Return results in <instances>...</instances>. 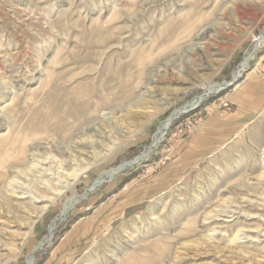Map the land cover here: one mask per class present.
Instances as JSON below:
<instances>
[{
  "label": "rangeland",
  "instance_id": "obj_1",
  "mask_svg": "<svg viewBox=\"0 0 264 264\" xmlns=\"http://www.w3.org/2000/svg\"><path fill=\"white\" fill-rule=\"evenodd\" d=\"M262 34L264 0H0V264H264ZM35 149L52 202L9 195Z\"/></svg>",
  "mask_w": 264,
  "mask_h": 264
},
{
  "label": "bare ground",
  "instance_id": "obj_2",
  "mask_svg": "<svg viewBox=\"0 0 264 264\" xmlns=\"http://www.w3.org/2000/svg\"><path fill=\"white\" fill-rule=\"evenodd\" d=\"M255 40V39H254ZM264 41V34H262L258 39H256V43H257V45H260V43H262ZM249 59V56L248 57H246L245 58V60L242 62V64H241V68L245 65V62L247 61ZM210 84V83H209ZM213 84V83H212ZM213 87V86H212ZM214 87H215V85H214ZM207 90V89H206ZM104 114L106 115V113H102V115L104 116ZM104 119H108V117H103ZM81 143H83L82 141H81V139H73V140H71V143L70 144H72V145H78V144H81ZM72 147L73 146H71V149H72ZM36 150V149H35ZM69 150V149H68ZM69 151H73V150H69ZM74 152V151H73ZM84 154V153H83ZM30 155H32L33 156V158H32V160H34V162H35V164H31L30 165V169H32V171L34 170L35 171V175H36V172L38 173L36 176L35 175H32V174H30V176H31V178H26L25 177V172H27V169H22V170H17V172L18 173H20V174H18V175H21L20 176V178L21 179H19V181L20 180H23V181H21V182H19V181H17V180H15V181H13L12 183H9V184H11V186H10V191H11V193L9 194L11 197H13L14 199H17V200H22L23 201V199H30V201H32V202H39L38 200H46V201H49V202H52L53 200H51V199H53L54 197H52L51 199H45L44 197H43V195H41V194H39V192H38V194H37V187L36 186H34L33 184L31 185V183H30V181H31V179L33 180V181H35V184H36V182H38L39 183V181H40V179H43L42 177H49L50 175H56V176H60V175H64L65 173H63L62 172V170H60V168H63L62 167V165L64 164V162H65V160L64 159H56L55 157H52L51 155H40L39 154V152L37 153V150H36V153H30ZM70 155H71V158H74V161H77L78 160V157L75 155V154H72V152H70ZM69 155V156H70ZM31 156V157H32ZM69 158V157H68ZM81 159V158H80ZM142 160V156H137V157H135L133 160H131V161H128V162H125V163H122L119 167H117V168H114V169H111V170H109V171H105V172H103V173H101L100 174V177L95 181V185H98V184H100L102 181H103V178L105 177V176H111L112 174H116L118 171H120V170H122L124 167H126V166H129V165H132V164H134V163H138V162H140ZM37 163V164H36ZM67 164V163H66ZM56 165H58V167H56ZM59 166H61V167H59ZM79 166V165H78ZM54 167H56L55 169H54ZM84 168V167H83ZM82 170V169H81ZM80 171V170H79ZM84 171V170H83ZM82 171V172H83ZM27 174H29L28 172H27ZM73 174V175H72ZM71 175H69V176H71V177H69V178H74L75 176L77 177V175L79 174V173H72ZM17 175V174H16ZM23 175V176H22ZM66 175H68V174H66ZM37 178H39V181H38V179ZM30 179V180H29ZM257 179V178H256ZM14 180V179H13ZM45 180V179H44ZM43 180V181H44ZM27 181V183H24V182H26ZM45 182V181H44ZM40 183H42V182H40ZM256 183V182H255ZM258 183V182H257ZM44 184H46V183H44ZM31 185V186H30ZM43 185V184H42ZM3 186V185H2ZM42 187V186H41ZM47 186L45 185V188H46ZM40 189V188H39ZM5 192V191H4ZM9 192V191H8ZM60 192H54L53 194H55V195H58ZM7 194V193H6ZM35 195V196H33V195ZM74 200H75V198L74 197H71V198H69V199H67L66 200V202H65V204H64V206H63V208H62V213H66L67 211H69L72 207V205H73V203H74ZM42 201V202H43ZM45 201V202H46ZM21 204V203H20ZM234 205V204H233ZM237 206V205H236ZM46 205H44L43 207H42V209H41V211H39V212H42V211H44L45 209H46ZM228 211V210H227ZM226 212V211H225ZM229 212V211H228ZM41 214V213H40ZM222 214V213H221ZM210 216V215H209ZM211 217V216H210ZM250 217H252V216H250ZM257 217V216H256ZM34 222H35V220H34ZM30 225V224H29ZM32 226L30 225V228H31ZM264 234V233H263ZM260 235H262V234H260ZM264 236V235H263ZM29 262V264H30V261H28Z\"/></svg>",
  "mask_w": 264,
  "mask_h": 264
},
{
  "label": "crops",
  "instance_id": "obj_3",
  "mask_svg": "<svg viewBox=\"0 0 264 264\" xmlns=\"http://www.w3.org/2000/svg\"><path fill=\"white\" fill-rule=\"evenodd\" d=\"M231 105L233 106V113H236L238 117L253 118L255 113H258L259 110L264 105V75L255 81H248L243 86H241L237 92L230 97ZM205 134L198 138V141L210 142L214 140L222 128H218L216 122L206 123ZM224 131H227L225 128Z\"/></svg>",
  "mask_w": 264,
  "mask_h": 264
},
{
  "label": "built area",
  "instance_id": "obj_4",
  "mask_svg": "<svg viewBox=\"0 0 264 264\" xmlns=\"http://www.w3.org/2000/svg\"><path fill=\"white\" fill-rule=\"evenodd\" d=\"M258 37H259V36H258ZM258 37H256V38H258ZM256 38H254V39H256ZM254 39H253V40H254ZM254 41H255V40H254ZM255 42H256V41H255ZM261 44H262V43H261ZM261 44H260V45H261ZM260 45H259V46H260ZM255 48H257V47H255ZM236 77H238V76H236ZM218 90L220 91L221 88L215 89V92H217ZM194 100H195V99H194ZM194 100H193V101H194ZM193 107L195 108V107H197V105H195V106H193ZM170 120H171V118H168V119L166 120L165 124L163 125V129H167V128H168V126L170 125ZM134 164H135V163H134ZM136 164H137V163H136Z\"/></svg>",
  "mask_w": 264,
  "mask_h": 264
}]
</instances>
